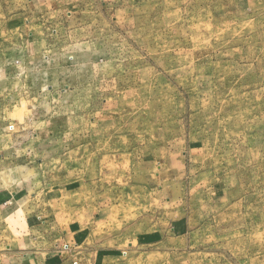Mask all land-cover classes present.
<instances>
[{
  "label": "rangeland",
  "instance_id": "rangeland-1",
  "mask_svg": "<svg viewBox=\"0 0 264 264\" xmlns=\"http://www.w3.org/2000/svg\"><path fill=\"white\" fill-rule=\"evenodd\" d=\"M0 264H264V0H0Z\"/></svg>",
  "mask_w": 264,
  "mask_h": 264
}]
</instances>
